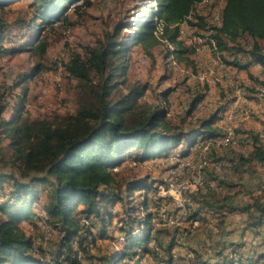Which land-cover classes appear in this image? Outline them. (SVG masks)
I'll use <instances>...</instances> for the list:
<instances>
[{
  "label": "rangeland",
  "instance_id": "374dc122",
  "mask_svg": "<svg viewBox=\"0 0 264 264\" xmlns=\"http://www.w3.org/2000/svg\"><path fill=\"white\" fill-rule=\"evenodd\" d=\"M32 2L33 0H16L11 5L0 6V24L4 22L7 25L5 39L0 43V107L5 106V111L0 114V123L1 119L9 120L19 115L16 108L20 105L23 106L20 122L23 119L55 121L75 114L83 89L77 80L67 74L65 64L73 54L83 56L88 49L105 44L107 37H113L118 31V41L129 43V53L126 70L118 79L121 84L115 98L126 94L132 87L146 85L147 90L140 103L164 106L169 111L168 122L173 128L189 132L214 114L217 115L215 126L220 128L222 135L228 127L234 130L237 145L230 146L232 150L226 148L224 151L225 157L232 158L233 168L224 174L228 181L237 185L236 189L220 194L213 192L205 196V199L200 197L204 200L202 204L207 205L206 199H223L234 192L243 196V200H236V206L239 207L260 197V193L264 201V167L255 163L253 167H242L241 173L237 171L241 166L238 161L240 155H246L254 149L256 137L259 139L258 145L264 146V88L258 82L264 81V70L260 65H255L256 68L249 71L229 66L222 56L213 51L215 44L210 37L215 32L211 27L219 24L225 0H204L196 6L189 20L191 22L183 25L181 39L188 49L184 54L186 62H179L171 56L173 46H158L150 56L142 46L130 44L136 32L137 21L143 20L149 9L157 7L154 0H77L69 5L64 14L68 17V22L53 25H44L42 20H35L37 12L35 13ZM86 3H91V6L86 7ZM76 5L78 8H74ZM196 15L204 18L206 28L198 26ZM41 38L48 40L49 44L42 59L33 50H28L30 39L33 43ZM253 42L250 38H243L237 43H230V46L248 51L252 49ZM259 44L264 51V40ZM17 48L24 50L16 52ZM236 49L232 52L235 53ZM223 55L228 61L234 59L229 53ZM198 96H203L204 99L192 109ZM23 97L25 101H22ZM225 117H229L228 122L231 120L232 124H227ZM195 148L196 146L187 158L177 156L181 145L171 150L166 157L150 162L139 163L127 158L122 167L113 170L117 187L109 189L108 193L110 197L117 194L119 202L114 206L109 204L103 211L106 228L100 223L93 226L91 231L94 241L91 239L92 242L88 244L90 257L83 256L82 264H116L124 248V237L120 232L121 221L130 224L133 229L138 228L139 221L148 213L142 203L148 200L149 210L151 209L149 212L153 213L154 218L157 221L165 220V224L159 227L162 233L156 235L154 242L167 249L172 240L175 243L176 240L181 241V245L176 243L174 250L179 256V264L186 261V264H192L190 259H196L193 258L195 253L215 262L241 259L239 263L246 264L244 259L251 257L247 264H264V260H257V256L264 255V226L258 230L248 229L246 222L251 220L248 214L230 213L226 218L218 212L214 215L202 209L199 216H194H198V221H191L195 219L190 218L191 214L195 215L194 211L198 209L194 199L199 197L195 195H205L207 186L211 185L209 179L212 178L206 171H211V167L201 163L205 159L211 164L209 156L193 154L196 152ZM12 154L13 149L9 147V141L0 127V173H18L8 163L12 160ZM200 175L204 179V187L196 184ZM138 182L146 188L129 194V184ZM160 185L167 193V196L161 198L163 201L158 200L159 191H155V187ZM177 191H182L187 204L189 203L182 209L184 211H180L173 200ZM43 192L41 199L44 204L46 198ZM129 209L132 211L130 217L126 215ZM176 214L179 220H175L173 225H167L166 221ZM44 223L45 214L38 212L29 222L22 224V228L28 236L37 240L36 243L38 240L43 243L44 252L37 257H43L46 263L53 264L61 240L56 232L52 240L45 241L42 230ZM49 236L47 233L46 237ZM230 244H238L241 248L233 254L234 249ZM222 246H225V250H221ZM161 250L158 254L150 252L147 255L141 252L138 258L140 264H166L167 255L164 249ZM116 254L119 255L117 260L114 259Z\"/></svg>",
  "mask_w": 264,
  "mask_h": 264
},
{
  "label": "trees",
  "instance_id": "16d2710c",
  "mask_svg": "<svg viewBox=\"0 0 264 264\" xmlns=\"http://www.w3.org/2000/svg\"><path fill=\"white\" fill-rule=\"evenodd\" d=\"M76 1L33 0L31 5L35 8V13L37 12L34 18L42 20L44 25L68 22V17L64 14L69 5ZM154 1L157 7L149 9L144 19L137 21L136 32L130 44L142 46L150 56L152 50L158 46H173L171 56L179 62H186L184 54L188 49L181 39L183 25L191 22L189 20L196 6L204 0ZM14 2L16 0H0V6ZM90 6L91 3H86V7ZM195 18L198 20V26L206 28L203 17L196 15ZM218 20L219 24L211 27L215 32L210 37L211 42L215 44L213 51L222 56L229 66L244 69L257 64L264 67V51L259 44L264 40V0H225ZM6 26V23L1 22L0 43L5 39ZM37 30L38 28L35 29ZM243 38L254 41L252 49L246 51L230 46V43H237ZM29 41L28 50H33L37 57L42 59L49 47L48 40L41 38L33 43L32 39ZM128 44L118 41L116 31L113 37H107L105 44L88 49L83 56L73 54L65 64L67 74L77 80L83 89L75 114L57 118L55 121L23 119L20 122V111L23 107L20 105L16 108L19 115L9 120L1 119L0 127L9 141V147L13 149L12 160L8 163L18 173H0V264H52L46 263L43 257H37L44 252L43 243H39L40 240L36 243L37 240L28 236L22 228V224L29 222L38 212L45 214L43 239L50 233V237L46 238L50 241L57 232L61 240L53 264H82L83 256L90 257L88 244L94 241L91 231L93 226L100 223L106 228L103 211L109 204L114 206L119 202L117 194L110 197L108 191L117 187L113 170L122 167L127 158L139 163L150 162L166 157L180 145L178 158H187L196 146L195 150L199 154L209 156L210 163L222 164L220 171L216 170L217 166H210L211 171L206 169L212 177L210 182H228L224 174V162L232 164L228 167L231 171L233 160L229 156L219 157L217 150L232 149H217L213 144L214 139L222 136L220 128L215 126L217 115L213 114L203 120L198 128L184 132L173 128L168 122L169 111L164 106L140 103L147 90L146 85L132 87L126 94L115 98L121 84L118 79L126 70ZM233 48L236 49L235 53L232 52ZM22 50L24 48H17L16 52ZM223 53L233 55V61H228L223 57ZM258 82L261 88H264V81ZM164 97L166 98L165 94ZM203 99V96L195 98L192 109ZM22 101H25V97ZM4 111L5 106L0 107V114ZM258 143L259 139L256 137L253 151L240 155L238 161L241 166L237 171L241 173L242 167H253L255 163L264 167V146ZM128 187L129 194L141 192L146 188L140 182L129 184ZM207 189L205 195H195L199 197L194 199L198 209L194 211L195 215L190 216L195 218L192 222L198 221L200 210L211 209L217 210L219 214L223 212L221 215L226 218L230 213L248 214L251 217V220L246 222L248 229L258 230L264 226L262 193L243 207H234L229 203L232 199L229 196L218 200L206 199L207 205H203L204 200L200 197L205 199V196L213 192L220 194L211 185H208ZM157 190L155 187V191ZM40 191H44V204ZM142 207L148 213L139 221L138 228L133 229L130 224L121 221L120 232L125 240L123 239L124 248L116 264H140L138 258L141 252L147 255L150 252L158 254L161 249H164L167 255L166 264H179V256L174 250L176 243L181 245V241L175 239V243L172 240L167 249L158 243V251L150 249V241L155 240L158 233H162L159 227L165 224V220L158 221L160 226L153 228L155 218L153 213L149 212V200L143 202ZM179 210L184 211L181 208ZM131 213L130 209L126 211L129 217ZM196 215L198 216L194 217ZM177 216L176 214L171 217L179 220ZM131 243L133 245H130ZM230 246L234 249L233 254L241 248L238 244ZM221 250H225V246H222ZM195 255L193 258L196 259H190L192 264H226L228 261L215 262L201 258L199 253ZM118 256L116 254L114 259L117 260ZM251 259L248 257L247 261H244L247 264ZM234 260L228 261L227 264H240L241 259ZM257 260H264V255L257 256Z\"/></svg>",
  "mask_w": 264,
  "mask_h": 264
},
{
  "label": "built area",
  "instance_id": "2783aa9c",
  "mask_svg": "<svg viewBox=\"0 0 264 264\" xmlns=\"http://www.w3.org/2000/svg\"><path fill=\"white\" fill-rule=\"evenodd\" d=\"M231 117L233 119V116H231ZM229 119H230L229 117H225V121L227 122V124L228 123L232 124L231 120L228 122ZM213 144L215 145V147L217 149L218 148H223V147L236 146L237 145V138H236V135L234 133V130L231 127H228L224 135H222V136H220V137H218V138L213 140ZM201 163L204 166H209L208 162L205 159H202ZM220 168H221V165H217V169H220ZM196 184L198 186H200V187H204L205 186L204 179H203V177L201 175L199 176V179L197 180ZM156 188L159 191V197L160 198H163L164 196H167V193H166L165 188L163 186L160 185V186H158ZM173 200L178 205V208H181V209H185L186 208L187 199L184 198L182 191H177V194H176L175 197H173ZM175 220L177 221V219H173L171 217V219L166 221V224L167 225H173L176 222ZM85 222L88 223V221H85ZM158 226H160V223L156 219H154L153 220V228L156 229ZM49 235H51V234L49 233ZM49 237H46V238H49ZM149 247H150V249H152L154 251H158L159 250V248H158L157 244L154 242V240L150 241Z\"/></svg>",
  "mask_w": 264,
  "mask_h": 264
},
{
  "label": "crops",
  "instance_id": "0c3cea01",
  "mask_svg": "<svg viewBox=\"0 0 264 264\" xmlns=\"http://www.w3.org/2000/svg\"><path fill=\"white\" fill-rule=\"evenodd\" d=\"M255 65H257V64H253V65H250L249 67H247V68H244V69H240V70H247V71H249L250 69L251 70H253L254 68H256L255 67ZM261 66V65H260ZM263 67V66H262ZM263 70H264V67H263ZM259 76V75H258ZM198 149V148H197ZM253 151V148L250 150V152H252ZM217 152H218V155H219V157H224L225 155V153H224V150H221V151H218L217 150ZM198 152L196 151L195 153H193V154H197ZM217 165H222L221 163H217L216 165L215 164H209V166H217ZM224 167H226V172H228L229 171V169H228V167H230V166H232V164H228V163H226L225 164V162H224ZM261 166V165H260ZM221 169V168H220ZM220 169H217L216 168V170L217 171H220ZM249 177H250V175H248ZM210 184H211V186H212V188H214V189H216L219 193H224V191L225 192H229V191H233V189H236V184L233 182V183H231L230 181H228V182H225V183H220V182H218V181H212V182H210ZM233 184V185H232ZM231 186H234V187H231ZM229 196V198L230 197H232V199L231 200H229V203H231L232 205H235L234 207H237L236 206V200H237V198L238 199H240V200H243V196H241L240 194H238V195H236L235 194V192L234 193H232V194H230V195H227V196H225V197H228ZM224 197V198H225ZM251 202V201H250ZM205 210H207V211H209V212H211V213H213L214 215H217L216 213L218 212L217 210H211V209H205ZM200 212H201V210L199 211V214H200ZM219 212H221V211H219ZM221 214H223V212H221ZM233 214H235V213H233ZM186 263H187V261H186Z\"/></svg>",
  "mask_w": 264,
  "mask_h": 264
},
{
  "label": "bare ground",
  "instance_id": "6f19581e",
  "mask_svg": "<svg viewBox=\"0 0 264 264\" xmlns=\"http://www.w3.org/2000/svg\"><path fill=\"white\" fill-rule=\"evenodd\" d=\"M221 21V20H220ZM215 49V48H214Z\"/></svg>",
  "mask_w": 264,
  "mask_h": 264
}]
</instances>
